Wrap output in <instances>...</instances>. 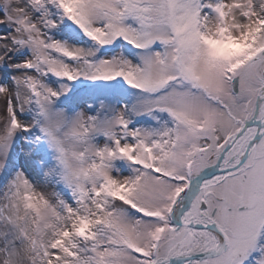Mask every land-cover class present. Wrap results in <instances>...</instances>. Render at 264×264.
<instances>
[{
    "label": "snow or ice",
    "instance_id": "snow-or-ice-1",
    "mask_svg": "<svg viewBox=\"0 0 264 264\" xmlns=\"http://www.w3.org/2000/svg\"><path fill=\"white\" fill-rule=\"evenodd\" d=\"M0 264H264V0H0Z\"/></svg>",
    "mask_w": 264,
    "mask_h": 264
}]
</instances>
